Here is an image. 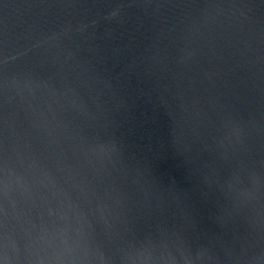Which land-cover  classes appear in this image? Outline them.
<instances>
[{"label": "water", "instance_id": "water-1", "mask_svg": "<svg viewBox=\"0 0 264 264\" xmlns=\"http://www.w3.org/2000/svg\"><path fill=\"white\" fill-rule=\"evenodd\" d=\"M0 264H264V0H0Z\"/></svg>", "mask_w": 264, "mask_h": 264}]
</instances>
